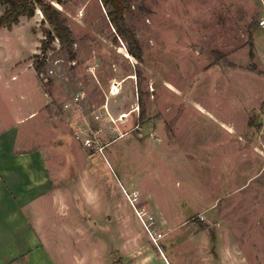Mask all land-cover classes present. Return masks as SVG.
Masks as SVG:
<instances>
[{"label": "rangeland", "instance_id": "rangeland-1", "mask_svg": "<svg viewBox=\"0 0 264 264\" xmlns=\"http://www.w3.org/2000/svg\"><path fill=\"white\" fill-rule=\"evenodd\" d=\"M127 1L140 60L100 0L51 2L75 59L55 39L40 76L50 30L41 11L17 32L0 28L3 117L37 108L38 85L68 113L70 129L47 140L64 160L58 172L72 178L87 166L88 184L99 185L115 264H264V0ZM78 127L102 154L76 139ZM124 191L139 193L144 224Z\"/></svg>", "mask_w": 264, "mask_h": 264}, {"label": "crops", "instance_id": "crops-1", "mask_svg": "<svg viewBox=\"0 0 264 264\" xmlns=\"http://www.w3.org/2000/svg\"><path fill=\"white\" fill-rule=\"evenodd\" d=\"M22 19L3 29L17 32ZM38 90L45 100L27 113L13 106L3 117L0 108V264H115L116 248L100 230L107 219L99 185L88 184L87 166L72 178L58 172L64 160L47 140L52 130L70 129L71 117ZM75 133L87 137L80 127Z\"/></svg>", "mask_w": 264, "mask_h": 264}, {"label": "trees", "instance_id": "trees-1", "mask_svg": "<svg viewBox=\"0 0 264 264\" xmlns=\"http://www.w3.org/2000/svg\"><path fill=\"white\" fill-rule=\"evenodd\" d=\"M65 1L72 0H0L5 6L3 13L0 15V28L11 29L13 25L19 23L20 17L32 18L35 10L38 9L43 14V21L50 27L46 30L45 40L41 43L40 55L36 56L35 72L37 75L44 74L45 57L50 49L51 43L57 39L65 50L68 59L73 61L75 53L73 52L74 41L71 30L65 25L64 19L61 18L60 11L51 5L55 2L56 6L63 5ZM103 7L108 9L107 18L114 27L118 37L125 39L128 47V53L136 60L141 59V52L138 42L133 33L125 24L124 14L129 11L130 5L127 0H100ZM51 32V34H50ZM249 55L254 57L253 42L250 45ZM226 62V61H225ZM47 81V85H50Z\"/></svg>", "mask_w": 264, "mask_h": 264}, {"label": "built area", "instance_id": "built-area-1", "mask_svg": "<svg viewBox=\"0 0 264 264\" xmlns=\"http://www.w3.org/2000/svg\"><path fill=\"white\" fill-rule=\"evenodd\" d=\"M262 23H264V20L262 21ZM113 87H114V86H112V88H111V90H110V94H111V95L113 94V90H112ZM80 97H81V96H80L79 94H77L76 97L74 98V101H75V102L79 101ZM74 101H72V102L69 103L68 105H65V108H69L70 106H72V103H75ZM95 119H97V117H96ZM79 138H80V137H79L78 135H76V139L78 140ZM91 141H92V140H91L90 138H84L83 144H84L86 147H89V148L93 149V150L96 151L97 153L102 154V153H103V149H104V147H101V146H99V145H97V146H96V145H95V146H91ZM124 195H125L127 201L129 202V204L134 208L135 213H136L138 219L144 224V223H145V221H144V216H145V214H143V213H141V212H138V211L136 210V205H137V203H138V199H139V193H138L137 191H131V192H126V191H124Z\"/></svg>", "mask_w": 264, "mask_h": 264}, {"label": "bare ground", "instance_id": "bare-ground-1", "mask_svg": "<svg viewBox=\"0 0 264 264\" xmlns=\"http://www.w3.org/2000/svg\"><path fill=\"white\" fill-rule=\"evenodd\" d=\"M115 84H116V83H115ZM115 84H114V85H115ZM113 92H114L115 94L119 92L116 86L113 87Z\"/></svg>", "mask_w": 264, "mask_h": 264}, {"label": "water", "instance_id": "water-1", "mask_svg": "<svg viewBox=\"0 0 264 264\" xmlns=\"http://www.w3.org/2000/svg\"><path fill=\"white\" fill-rule=\"evenodd\" d=\"M50 34H51V32H50Z\"/></svg>", "mask_w": 264, "mask_h": 264}]
</instances>
